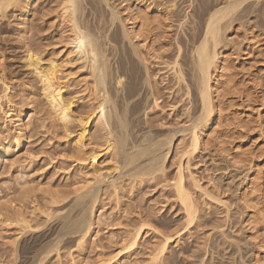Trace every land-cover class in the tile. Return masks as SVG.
Listing matches in <instances>:
<instances>
[{"label": "rangeland", "instance_id": "rangeland-1", "mask_svg": "<svg viewBox=\"0 0 264 264\" xmlns=\"http://www.w3.org/2000/svg\"><path fill=\"white\" fill-rule=\"evenodd\" d=\"M3 1H0L2 6V8L0 6V142L2 143L0 153V264H12L13 262L17 264L24 260L21 244H34L33 240L44 243L55 236L56 215L66 212L77 194L82 192L81 187L92 183L95 174L98 172L104 175L108 172L115 174L119 170H113L115 158L117 159L116 150L106 140L108 138L106 130L99 129L100 126L97 124V127L95 124L99 122V114L92 116L94 118L96 115L98 118L95 117L93 121V118L90 119L85 131L82 130L78 119L71 120L72 122L70 121L66 126L63 125L46 103L42 83L35 75L33 67L27 64V59L36 63V66L39 64L40 68H45L52 63L56 71L55 81L63 87L61 89L63 98L72 101L70 105L72 113L74 115L81 113L83 116L91 109L90 106L92 107V103L95 102V94L92 91L94 86H92L89 71L83 67V61L77 58L75 49L69 43L70 38L68 37L71 35L69 26L67 21L63 20L65 18L61 14L62 6H59L62 0H32L27 12L21 2ZM108 1L122 19L121 23L123 22L125 28H128L129 24L124 10L127 0ZM176 1L177 16L175 19L177 22H183L182 26H185V19H191V7L195 5V2L191 6L188 0ZM86 7L85 10H88ZM255 8L257 15L263 12L264 0ZM102 10L105 14L108 11L105 6ZM87 12L89 13L87 18L89 17L92 23L98 22L96 18L101 19L100 16L92 18L91 15L94 14H90V10ZM257 15L255 20L251 18V21L243 18L244 20H241L243 24L235 31L236 36L231 35L230 43H228L231 48L226 53L228 67H230L227 72L231 74V78L234 77L232 79L236 82L235 88L240 91L235 92L238 95L230 92L220 97L222 99L219 102L221 113L217 114L216 121L210 128L214 132L209 130L210 143L205 147L206 149L201 147L202 149H198L186 160V157H181L180 154L188 136L183 138V133L177 132L170 147L171 152L164 161L162 172L152 177L142 178L143 180L137 178L121 180L122 184L119 185L121 190H118L117 196L111 194V187L107 185L108 183L100 184L102 187L99 198L101 203L99 202L94 210L90 233L78 245L72 241L74 236H65L64 240L66 238L68 241H61L58 249L51 252L43 264H98L113 255L117 256L111 262L104 264L250 263V254L254 248L253 240L249 238L247 229H245L246 225L242 220L244 208L236 198L238 189L244 186L245 177L247 178L251 171L249 164H246L248 160L256 164L252 169L254 182L264 181V24L260 25L261 17ZM176 21L174 24H178ZM117 25L119 26L118 23ZM110 28L112 29L113 26ZM175 32L176 29H170L168 35H173L175 39H180V36L184 37L183 31L177 29V34ZM170 36L168 37L172 39L173 37ZM164 45L165 48L162 47L164 51H161L163 56L160 60L154 59L147 54L146 50L139 48L141 58H143L140 64H143L142 67H145L149 73L150 92L149 88L145 89L148 90V94L152 92L157 99V106L153 105L151 95H148L145 104V107L148 104L147 109L139 113V122L143 125L139 124L136 127L140 128L139 133L151 130L154 135L157 133L155 136H163L168 130H179L190 123L188 119L193 106L190 99L191 94L189 93L188 96L183 89L185 87L174 82L173 69H171L170 62L173 59V52L176 53L175 44L174 47L173 45L168 47L167 43ZM170 56H172L171 60ZM143 91L142 89L141 96ZM24 109L26 117L20 133L25 134V141L21 144L22 146L17 147L10 138L18 130L19 123L16 120ZM235 119H239V122L242 119L241 123L245 121L248 124L243 126ZM237 124H240L239 126L243 129ZM218 140L223 143L218 145L223 147L224 151L216 145ZM107 145L112 149H109ZM226 150L229 155L226 154ZM236 155L242 160L243 165L233 164L230 161V157ZM180 160L185 184L188 187L191 184L189 191L192 192L191 195L197 207L196 219L194 218L191 224L187 223L183 207L176 199L173 188ZM190 174L197 180L201 189L193 188ZM255 183H251L248 189L245 186L247 193L250 192L251 186L254 189ZM251 191L254 193L253 190ZM250 193L249 195L252 196ZM141 222L146 224L142 227L136 244L125 249L127 238L133 232L132 229L142 224ZM167 234L172 238L166 246L167 249L159 252L158 255L156 249ZM17 251L21 253L18 254V260L13 261ZM30 256L31 254L25 257ZM153 256L158 260L153 259Z\"/></svg>", "mask_w": 264, "mask_h": 264}, {"label": "bare ground", "instance_id": "bare-ground-1", "mask_svg": "<svg viewBox=\"0 0 264 264\" xmlns=\"http://www.w3.org/2000/svg\"><path fill=\"white\" fill-rule=\"evenodd\" d=\"M5 1L9 2V0H5ZM12 1L21 2L24 5L23 8L25 9L26 12L29 11L28 8L31 6L30 4H32L33 2L32 0H12ZM188 1H189L188 4L190 3L191 6L194 4V2L195 5L191 7L192 8L191 11L192 13L190 15L191 19L189 20L185 19L186 20V22L184 21L185 26H182L184 23L177 22L175 19V16H177L176 0H127L124 6V10L126 11L125 18L129 24L128 28H125L123 22L121 23L122 19L120 18L118 13L114 10V8L111 7L108 0H62L61 1V5H59L62 6L61 8L63 10L61 11V14L64 15L63 18L65 19L63 20L67 21L71 34L70 37H68L70 38L69 43H71L72 48L75 49L77 58L83 61V67L89 71L90 78L93 83L92 86H94V89H92V91H94L93 94H95L94 95L95 102L92 103L93 104L92 107L90 106L91 109H89L88 112L84 111L85 115L83 114V116L81 115V113L80 115H74L72 113L70 108L72 101L71 99L63 98L61 94V89L63 87H61L55 81L56 71L54 70L52 63H49L45 68L43 67L40 68L38 67L39 64L36 66V63H33L32 61L27 59V64L30 67H33L34 69L33 71L34 73H36L35 75H37V77L40 79L39 81H41L42 83V90L44 91L43 93L46 99V103L53 111L57 119L62 121L63 125L65 124L66 126V124L70 123L71 120L78 119L80 125H82V130L85 131L88 121L93 118L92 116L94 114H97L98 116L99 114L100 119L95 115V117H97L99 120V122L96 120L97 122L95 124L96 126L97 124L98 126H100L99 129L106 130L105 132L107 133L108 138L105 139L108 141V143L110 142L112 148L116 150L115 153L117 159L115 158L113 170L116 171L118 169L119 172L116 171L118 173L115 172V174H111L110 172H108L105 175L102 174L101 172L95 174L93 181L91 180L92 183H87L85 187H81V189L83 188L81 190L82 192L77 194V196L74 198L75 200L72 201V203L69 205V207L67 208L64 214H57V215L54 214L56 215L55 218L56 224L54 229L55 236L53 238H50V240L48 241L45 240L46 242L44 243H41L42 241L33 240L34 244L31 243L29 245H27L26 243L21 244L20 246H22L21 247L22 250L21 249L20 250L22 252V255L24 256L23 258L24 260L23 261L21 260L22 262L20 261L17 264H43L47 256L51 252L56 251L58 249V246L61 241L63 242H65V240L68 241V239L66 238L64 240L65 236L68 237L69 235L70 237L74 236V238H72L74 244L76 245L80 244L82 239L86 237L91 231L93 225V219H94V210L97 208L100 202L99 199L101 196L100 191H102L101 190L102 187H100V184L108 183L107 185L111 187L110 189L112 191L111 194H113V196H117L118 192L121 190V187L119 188V185L122 184L121 180L123 181L125 179L124 181H126L128 179H135V178L141 180L142 178L144 179L147 176L152 177L158 174L159 172H162L164 169V161L171 152L170 147L176 138L177 132L183 133L182 135L183 138L186 135L188 136V140L184 148L182 147L183 149H181L182 152L180 154L181 157H186V160L187 157H191L190 155H192L194 152L196 153L198 149L200 150L201 147L205 148L210 143L209 130L211 126H213L212 123L216 121V116L221 110L219 106V102L222 99H220V97L223 96L225 93L233 92L234 94L235 92H237V90L240 91V89L235 88L236 82L234 79H232L234 77L231 78V74L228 73L230 67H228L229 65L227 60L228 56L226 53H228L231 48V47L229 48L230 44L228 45V43H230L229 41L231 40V35L232 34L235 35L236 34L235 31L237 30V28L240 27L241 24H243L241 21L243 18L244 19L246 18L247 21L249 20L251 21V18H254L255 20L257 15L255 7L262 0H195V1L188 0ZM0 6H1V2H0ZM103 6H105V8H107L108 10L106 11L107 12L106 14L105 11L102 10ZM85 7L88 10H85ZM89 10H90V14H94L91 15L92 18H96L100 16L101 19L96 18V20L98 19V22L94 21V23H92L90 19H88L89 17L87 18V14H89L87 11ZM85 11L87 13H85ZM187 14L185 16H187ZM257 16L261 17L260 25H263L264 11L263 12L261 11V13ZM175 21L178 24H174ZM117 23L119 24V26L117 25ZM110 26H113V28L111 29ZM173 28L176 29V32L177 29L183 31L182 34L184 35V37L181 38L180 36V39L178 38L175 39L173 35L171 36L168 35V31L170 29L172 30ZM168 36L173 38L170 39ZM164 43H167L168 47L169 45L170 46L173 45L174 47L175 44L176 49L174 50H176V53L173 52L174 53V55L172 53L173 57L170 56V60L171 57L173 58L170 63L172 65L171 69H173L172 72H173L174 82L178 83V85L181 84L183 87H185L182 88L185 89L184 91L187 95L189 93L191 94L190 99L192 100L193 106L190 113L191 115L188 119L190 120V123L187 126H184L181 129L179 128V130H173V131L168 130V132L163 134V136L161 134H160L161 136L158 135L159 138L162 137L161 139L159 138L156 139L158 137L155 136L157 133L154 135L153 132H151V130H147L139 133L140 128H136L141 123L139 122V113L141 112V110H143L144 112V109L145 108L147 109L148 104L146 107L145 104L148 100L149 94L151 95L152 98L151 100H153V105L157 106V102H156L157 99L153 96L152 92L148 94V90L150 92V83L148 80L149 73L145 67H142L143 64L142 65L140 64L143 58H141V52H140L141 49L139 50V48H143L144 50H146V52H148L147 54H150L154 59L160 60L161 56H163L161 55V53L164 51L163 48H165ZM230 54L231 53H229V55ZM169 65L170 64H168V66ZM145 88H149V89L147 90ZM142 89L144 91L142 92V96H141ZM145 90L147 91L145 92ZM235 94L238 95V93ZM244 96H242V98ZM247 96L249 97V95ZM135 97L137 98L134 99ZM148 102L150 104V101ZM10 108L11 107L9 105V109ZM259 109L258 112L260 114ZM24 111L25 109L22 110L21 114L17 117L18 119L16 121H18L19 123L17 126L18 129L17 132L13 134L10 138L12 139V142L14 141L17 147L25 141V137H24L25 134L20 133L21 129L24 127L23 120L26 117ZM147 114L148 113H146V115ZM7 116L9 117V120H11L10 114H8ZM95 117L92 119V121L95 119ZM235 120L239 122V119L238 120L235 119ZM135 121L137 122V124H135L136 123ZM236 121H234V123H237ZM241 121L239 123L243 126L245 124L246 125L248 124L245 123V121L241 123ZM240 128L243 129V127ZM252 128L253 127H251V129ZM106 140L105 142H107ZM219 142L220 141L218 140V143L216 145L222 143ZM109 145H107L108 148ZM1 147H2V143L0 142V153H1ZM112 148L110 146L109 149ZM221 148L223 147H220L219 149L222 151L225 150L224 148L223 149ZM226 154L229 155L228 152ZM239 157L241 158L240 154ZM230 159H231L230 161H232L233 164L234 163L242 164L241 163L242 160H240L237 155L231 156ZM247 162L248 163L246 164L247 165L249 164L251 171L247 175V178L245 177L246 181L244 186H241L238 189L236 199L239 200V202H241V205L244 208V212H242L244 213L242 220L246 225L245 229H247L249 238L253 240L254 248L250 254L249 264H264V181L261 182L258 181L256 183L254 182L255 180L253 179L252 176L253 175L252 169L256 164L255 162H252V160H248ZM181 163L182 162L180 160L178 167L176 166L177 172H176L175 180L173 182V188L176 199L183 207L186 221L188 224L189 223L191 224V222L194 221V218L196 219L195 213L197 212L196 211L197 207L195 206V203L193 201V197L191 195L192 192L190 193L189 191L190 189L189 187L191 186V184L189 187L188 185L185 184V179L182 173L183 166ZM257 176H259V174ZM193 177L194 176H191L190 174L191 181L190 180L189 181L192 182L193 188H197V187L200 188L197 183V180L194 179ZM251 183L252 184L255 183L254 189H252L251 186V190H253L254 193H252V191L249 190L252 194L250 192L247 193L245 190V186H247L248 189L250 188L248 186ZM249 193L252 196H250ZM145 224L146 223L143 222L142 224H139L137 227H135V229H132L133 232H131V235L128 236L126 246L124 245L125 249L126 248L128 249V247L130 248V246L136 244L138 238L140 237V232L142 230V227H144ZM149 224L151 225V223ZM168 235L169 234H167V236L165 237L163 236L164 237L162 238L163 241L156 249L158 250L157 254L167 249L166 246L168 245L169 240H171L172 238V237H168ZM69 245H71V243ZM62 246H64V244H62ZM21 252L15 253V257L13 261L18 260L19 258L18 254ZM30 254H31L30 257H25L26 255H30ZM115 256L117 255H113L111 257L108 256L109 257L108 259H106L105 261L104 260L100 261V263L98 264L111 262V260H113ZM155 256H153V259L157 258ZM150 258H152V256Z\"/></svg>", "mask_w": 264, "mask_h": 264}]
</instances>
